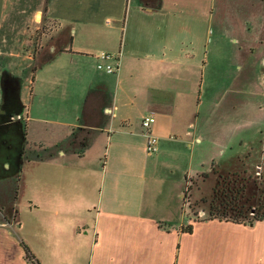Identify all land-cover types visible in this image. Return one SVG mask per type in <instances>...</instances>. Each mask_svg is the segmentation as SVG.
<instances>
[{
    "label": "crops",
    "instance_id": "1",
    "mask_svg": "<svg viewBox=\"0 0 264 264\" xmlns=\"http://www.w3.org/2000/svg\"><path fill=\"white\" fill-rule=\"evenodd\" d=\"M215 3L0 0V181L14 182L0 199V264H34L22 241L42 264H264V219L182 212L191 177H213V192L224 175L264 174L202 122ZM103 51L118 71L98 68ZM204 141L227 161L200 171Z\"/></svg>",
    "mask_w": 264,
    "mask_h": 264
},
{
    "label": "rangeland",
    "instance_id": "2",
    "mask_svg": "<svg viewBox=\"0 0 264 264\" xmlns=\"http://www.w3.org/2000/svg\"><path fill=\"white\" fill-rule=\"evenodd\" d=\"M214 11L213 20L207 28L208 66L202 86V122L207 124L205 130L208 136L212 137V133H217V127L220 132L217 136L221 137L223 142L230 132L229 142H232L239 154L244 152L250 155L246 161L250 166H255L256 163L264 166V35L260 33L264 30V1L216 0ZM51 26L46 24L41 29L49 32ZM198 111L199 109H196V114ZM190 112L194 114V109L191 108ZM222 146L225 148V145ZM228 155L226 149L220 151L209 141H204L197 148L194 159L202 171L211 168V156L216 158V162H225ZM196 172L190 171L192 175ZM231 175H224L220 181L214 201L216 207H225L228 213L242 211L248 215L256 207L264 210V174L256 172L255 177L251 179L241 174ZM214 182L215 179L210 177L200 184V175L194 176L193 182H190V186L188 184L184 193V209L187 211L182 212L185 216L190 213L195 219L202 217L199 210L205 208L204 199L207 197L199 196L200 191L210 194L208 200H211ZM13 183L12 178L0 181V199L3 202H7L8 188H11ZM235 192L236 201L230 198L232 193L235 196ZM221 200L227 204L221 205ZM22 203V200L17 199V207ZM189 204L194 206V209L189 210ZM208 209L209 206L205 208L207 211L204 216H208ZM29 213H24L25 220L33 217L34 214ZM69 249L64 248L60 255L70 256L67 252ZM43 251L48 257L54 258L51 249Z\"/></svg>",
    "mask_w": 264,
    "mask_h": 264
},
{
    "label": "trees",
    "instance_id": "3",
    "mask_svg": "<svg viewBox=\"0 0 264 264\" xmlns=\"http://www.w3.org/2000/svg\"><path fill=\"white\" fill-rule=\"evenodd\" d=\"M191 181H193V178L192 177H191ZM189 186H190V184H189ZM219 188H220V180H218V182L213 187V193L214 194H213L212 199L211 200L204 199V201H208L209 202V209H208V216L207 217H214V216H216V217H221V218L233 219V220H236V221H252V220H256V219H264V210H261L262 209L261 207L260 208H257L256 207V209L254 208L255 209L254 211H250V215L244 214V213H242V211H239V212L232 211V212L228 213L227 212V208L224 207L222 209V208H219V206L216 207V205H215L216 203H214V201L216 200L215 195L218 193V189ZM236 196L237 195H236V192H235V196H234V193H232L231 196H230V198L232 200H235L236 201V199L234 198ZM183 198L185 200L186 199V196H184ZM219 203H221V205H223V206L225 204H227V203H224L223 200H221ZM188 206H189V210H191L192 208L194 209V206H192L190 204ZM235 208H236L235 205H233V209H235ZM201 210H205V209L202 208L199 211H201ZM185 211H187V210H185ZM200 214H201L202 217H204V215L206 214V210L203 211V212L201 211ZM187 216H190V213H188ZM198 218H200V217H198ZM189 229H191V225L189 226ZM22 243H23L24 248H25V251H26V257L29 260H31L34 264H42V262L39 260V258L37 257V255L30 248V246L25 241H22Z\"/></svg>",
    "mask_w": 264,
    "mask_h": 264
},
{
    "label": "built area",
    "instance_id": "4",
    "mask_svg": "<svg viewBox=\"0 0 264 264\" xmlns=\"http://www.w3.org/2000/svg\"><path fill=\"white\" fill-rule=\"evenodd\" d=\"M98 68L104 69L109 72H116L120 69L121 59L116 53L109 51H103L99 55ZM155 121V115L153 113L146 115L143 120V126L146 129L147 142L146 146L148 151L154 152L159 148V136L152 130V123Z\"/></svg>",
    "mask_w": 264,
    "mask_h": 264
}]
</instances>
